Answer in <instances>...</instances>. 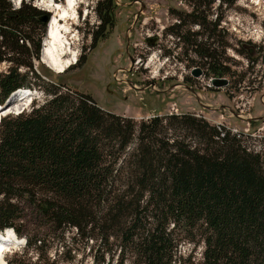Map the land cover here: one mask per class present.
<instances>
[{
	"label": "trees",
	"instance_id": "obj_1",
	"mask_svg": "<svg viewBox=\"0 0 264 264\" xmlns=\"http://www.w3.org/2000/svg\"><path fill=\"white\" fill-rule=\"evenodd\" d=\"M114 1L97 5L93 46L113 25ZM212 1L193 0L179 27L199 29L180 38L223 77L230 69L220 59L222 16L207 19ZM46 14L0 0V64L11 63L0 72V105L19 90L39 89L45 98L0 121V231L24 236L41 264H57L45 254L69 227L93 243V264L116 254L117 264H264V138L258 147L191 113L137 120L45 82L27 58H40Z\"/></svg>",
	"mask_w": 264,
	"mask_h": 264
},
{
	"label": "rangeland",
	"instance_id": "obj_2",
	"mask_svg": "<svg viewBox=\"0 0 264 264\" xmlns=\"http://www.w3.org/2000/svg\"><path fill=\"white\" fill-rule=\"evenodd\" d=\"M10 1L15 8L24 2L49 12L40 0H22L19 5ZM88 1L89 6L79 0L77 8L83 14L88 7L87 16L67 21L71 47L79 54L71 68L57 72L43 62L41 55L27 58L45 82L64 83L91 95L103 109L137 120L171 113L202 116L211 124L245 133L249 136L247 140L259 147L260 139L264 138V0H236L232 5L213 0L206 8L209 21L222 16L219 30L225 47L222 49L220 45V59L230 69V74L223 77L207 71L195 51L180 38L199 29L186 22L179 27L195 9L193 0H115L113 25L96 46L92 43L93 32L100 19L97 7L94 12L92 5L97 0ZM47 33L48 23L42 51ZM10 65L3 61L0 72ZM196 68L202 70L199 76L193 74ZM217 78L229 82L217 86L213 83ZM31 81L36 80L32 77ZM36 83L44 87L40 80ZM41 96L37 90L33 104L28 105L30 100L19 101V97L16 102L18 105L24 102L23 107L29 111L33 105L44 102ZM92 244L79 237L74 227H69L49 244L45 255L57 264H93ZM191 250L193 246L185 247V251ZM37 251L35 246H10L5 262L41 264ZM202 252L200 245L193 254L199 260ZM117 260L116 254L110 264H117Z\"/></svg>",
	"mask_w": 264,
	"mask_h": 264
},
{
	"label": "bare ground",
	"instance_id": "obj_3",
	"mask_svg": "<svg viewBox=\"0 0 264 264\" xmlns=\"http://www.w3.org/2000/svg\"><path fill=\"white\" fill-rule=\"evenodd\" d=\"M20 1L15 0L16 4L18 5ZM78 1L79 0H40L41 5L52 12V16L48 22V33L43 46L42 59L44 63H46L50 68L56 70L57 72H65L68 67L73 65L76 60H78L79 54L72 49V42L68 37L70 27L67 23L69 19H76L78 17ZM35 92H37L36 89L32 91H17L15 94H13L10 100L13 103L11 105L12 107H10L8 111H5V109L8 108L11 102L4 106L0 110V116H2V113H4V111L7 114H18V112L21 113L22 110L26 108L23 107L25 103H21L20 105H18L16 101H18L19 98V101H29L31 98L30 96L33 97L35 95ZM27 93L29 94L27 95ZM9 229V231L11 232L6 241L8 245L15 246L16 244H21L25 238L21 239L17 236L12 228ZM10 246L8 248H10ZM5 263V258L0 252V264Z\"/></svg>",
	"mask_w": 264,
	"mask_h": 264
},
{
	"label": "water",
	"instance_id": "obj_4",
	"mask_svg": "<svg viewBox=\"0 0 264 264\" xmlns=\"http://www.w3.org/2000/svg\"><path fill=\"white\" fill-rule=\"evenodd\" d=\"M50 16L51 14L49 15H43L41 20L44 22V23H48L49 20H50ZM41 58H42V53H41ZM202 73V70L200 68H196L194 71H193V74L196 75V76H199L200 74ZM228 80L225 79V78H217V79H213V83L217 86H225L228 84Z\"/></svg>",
	"mask_w": 264,
	"mask_h": 264
},
{
	"label": "built area",
	"instance_id": "obj_5",
	"mask_svg": "<svg viewBox=\"0 0 264 264\" xmlns=\"http://www.w3.org/2000/svg\"><path fill=\"white\" fill-rule=\"evenodd\" d=\"M101 0H97L95 4L92 5V11L96 12V7L98 5V3L100 2ZM13 114V113H11ZM13 115H16V114H13Z\"/></svg>",
	"mask_w": 264,
	"mask_h": 264
}]
</instances>
